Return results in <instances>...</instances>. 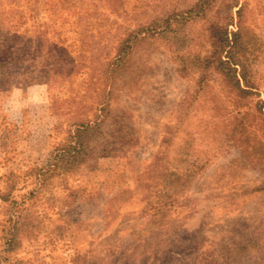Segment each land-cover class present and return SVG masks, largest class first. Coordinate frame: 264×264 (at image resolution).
Masks as SVG:
<instances>
[{
    "label": "rangeland",
    "instance_id": "obj_1",
    "mask_svg": "<svg viewBox=\"0 0 264 264\" xmlns=\"http://www.w3.org/2000/svg\"><path fill=\"white\" fill-rule=\"evenodd\" d=\"M0 264H264V0H0Z\"/></svg>",
    "mask_w": 264,
    "mask_h": 264
},
{
    "label": "trees",
    "instance_id": "obj_2",
    "mask_svg": "<svg viewBox=\"0 0 264 264\" xmlns=\"http://www.w3.org/2000/svg\"><path fill=\"white\" fill-rule=\"evenodd\" d=\"M81 143V142H80ZM76 144L78 145L79 144V142L78 141H76ZM72 149V151H75L78 147L77 146H72L71 147ZM62 150V152H63V154H65V153H67V151L66 150H64L63 148L61 149ZM78 150V149H77ZM76 152V154L78 153V151H75ZM61 155V154H60ZM76 156H71L70 158H66V159H64L65 161V163H66V165L68 166V167H70L71 165H73L74 163H76L78 160H77V158H75Z\"/></svg>",
    "mask_w": 264,
    "mask_h": 264
}]
</instances>
